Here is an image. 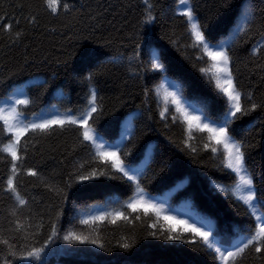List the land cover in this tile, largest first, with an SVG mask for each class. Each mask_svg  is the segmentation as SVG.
Segmentation results:
<instances>
[{"label":"trees","instance_id":"16d2710c","mask_svg":"<svg viewBox=\"0 0 264 264\" xmlns=\"http://www.w3.org/2000/svg\"><path fill=\"white\" fill-rule=\"evenodd\" d=\"M62 3L67 9L53 14L45 0H0V20L12 24L10 33L0 29V108L28 100L13 105L25 124L55 115L79 118L90 110L94 89L97 111L87 127L97 143L83 139L81 126L67 124L21 137L15 184L27 204L19 206L6 191L12 161L3 149L12 133L0 121V241L8 240L0 243V264H225L193 234L181 235V226L169 233L170 221L127 208L142 189L146 200L163 205V214L203 221L198 226L225 252L242 246L259 223L239 199V178L227 168L223 145L195 122L189 130L167 96L176 92L190 113L207 118L202 122L220 123L230 106L216 87L215 62L181 14L187 8L179 0ZM188 6L212 50L230 56L229 71L248 111L237 114L228 131L243 145L262 215L264 0H188ZM103 151L117 152L133 179L99 155ZM116 211L128 219L91 220ZM53 225L58 235L49 243ZM69 232L97 243H69L63 239ZM169 234L181 238L168 240ZM33 248L44 251L23 259ZM228 264H264V256L249 248Z\"/></svg>","mask_w":264,"mask_h":264},{"label":"snow or ice","instance_id":"6c2138e0","mask_svg":"<svg viewBox=\"0 0 264 264\" xmlns=\"http://www.w3.org/2000/svg\"><path fill=\"white\" fill-rule=\"evenodd\" d=\"M181 6L187 8L186 11H183L181 14L187 17V20L191 23V32L192 35L196 38L198 44L202 45L204 51L207 55L215 62L213 67L216 69V72L219 74L216 76V87L223 93L228 101L230 102V106L228 112L225 114L224 119L220 123H216L214 121L210 122H202L206 121L207 118L202 115H195L190 113L184 106L181 98L177 95L176 92H167V96L172 97V103L176 106L177 112H180L185 119V122L189 126V130H191L193 123L195 122L196 128L201 131H207L210 134V140L215 141L217 145H223L224 151L227 153V168L231 169L238 178L239 182L236 185V191L241 193L239 199L244 202L249 208L252 209V214L256 216L257 221H259L258 226L255 232L250 235L245 241L242 242V246H237L234 251H222L221 248L215 247L213 243V233L209 230H205V226L203 225V221L189 222L188 220L179 219L176 216L163 214L165 213V209L163 205H157L152 203L150 200H146L142 194L143 190H138L139 198L132 200L127 204V208L132 209L133 212H136L140 209H143L144 213L147 214L149 211L155 214L157 219H163L164 221H170L168 227V232L173 233L176 231L175 226H181L182 233H191L194 237L199 238V240L207 245L208 248H214V250L220 254L222 260H224L225 264H228V260L230 258H234L236 256H242L245 253L246 249L252 248L254 252L257 254H261L264 256V214L257 215V208L254 203L256 200V194L254 191V184L252 176L249 174L248 169L246 168L245 163V153L242 151L243 145L236 140H234L229 135V125L232 120L237 118V114L244 115L248 111V109L243 108L241 105V93L237 91L235 84L233 83L231 72L229 71L230 64V56L228 52L221 50H212L211 45L205 40L203 33L200 31L198 24L195 22V18L193 17L192 9L188 6V0H179ZM45 4L47 9L50 10L53 14H58L60 9L63 7L65 10L67 9V5L62 3V0H45ZM152 7L148 8L149 13L152 11ZM151 18V17H150ZM35 22V17L30 20V23ZM0 29H3L5 32H11L12 24L5 23L3 20H0ZM19 35V34H18ZM255 51V50H254ZM264 51V50H262ZM156 68H160V64L155 65ZM202 71H204L202 69ZM167 91V90H166ZM90 110L87 112L85 116L82 117H74L71 114L65 116L55 115L48 118H41L38 122L31 123H23L21 119L20 113L17 112L15 106H10L8 108H0V121H3V126L7 128V130L12 133V143L6 145L3 149L11 157V172L12 176H10L7 180V189L6 191L13 194L17 204L19 206H24L27 204V201L21 198L19 192L17 191L15 184V177L17 175V161L19 160L18 156V147L20 145V139L29 131L36 132L39 130L41 133H48L49 129H52L53 126H58L63 128L67 125H79L85 130L83 131V139L85 141H91L96 144V136L92 134L91 129L87 127L89 118L92 117V114L97 111L96 108V90H92L90 93ZM167 98V97H166ZM250 99V98H249ZM15 104L17 105H27L29 103L26 99H16ZM256 107L255 104L252 105V110ZM163 115V113H161ZM13 121L9 123V121ZM102 144H97V148H103ZM208 145H205L207 148ZM194 151V149H193ZM216 148H212V152H216ZM105 160L111 159L112 167L117 171L122 172L125 176H128L129 180L133 179L132 176H129V171L125 169L122 161L119 158V155L115 151H103L100 152ZM28 175L35 176L36 172L29 170ZM92 175L81 176V180H88L92 178ZM224 191V189H221ZM163 214V215H162ZM108 216L112 217V223L115 224L117 220H127L128 217L122 211H116L114 213H104L99 216H92L91 220L93 222L97 220H104ZM83 224H88L89 220L81 221ZM17 230H19L22 225L17 221L16 223ZM151 227L155 228L156 224H152ZM58 235L55 225L52 226V233L49 236L48 242L51 243L52 239ZM155 235V233H152ZM181 235H172L169 234L165 238L168 240H176L180 239ZM63 239L69 243H91L96 244V240H89L87 237H83L77 235L75 232H69L67 235L63 237ZM195 242V241H188ZM5 245L8 244V240L0 241ZM103 247V244L99 245ZM123 247L127 248L128 245L124 244ZM44 251V248H33V250L29 251L27 257H22L23 259H29L32 257L39 258L40 253ZM5 264H8L6 261Z\"/></svg>","mask_w":264,"mask_h":264},{"label":"rangeland","instance_id":"374dc122","mask_svg":"<svg viewBox=\"0 0 264 264\" xmlns=\"http://www.w3.org/2000/svg\"><path fill=\"white\" fill-rule=\"evenodd\" d=\"M13 105H14L13 101L8 100L7 102L4 103L3 108H8Z\"/></svg>","mask_w":264,"mask_h":264}]
</instances>
